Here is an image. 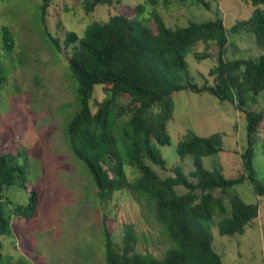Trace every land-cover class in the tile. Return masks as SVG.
<instances>
[{
  "label": "trees",
  "instance_id": "obj_1",
  "mask_svg": "<svg viewBox=\"0 0 264 264\" xmlns=\"http://www.w3.org/2000/svg\"><path fill=\"white\" fill-rule=\"evenodd\" d=\"M162 1L166 6L168 0ZM180 1L209 5L208 0ZM242 1L253 9L230 29L252 32L261 51L257 57L225 58L228 33L220 15L176 27L166 25L154 9L143 16L145 5L154 7L159 0H142L132 15L118 12L103 21L91 20L82 35L67 31L62 43L44 28L43 35L54 51L63 48L70 77L76 83L79 107L67 124L66 138L73 156L92 175L98 203L105 204L114 192L126 189L170 242L156 256L137 250L132 224H124L120 245L104 226L105 264H224L212 245V226L221 235L242 234L257 216L258 204L244 202L232 190L247 181L253 192L264 198V180L253 165L263 113L242 107L247 96L264 91V0ZM48 2L42 0L39 5L43 23ZM103 3L111 4L112 0H83L86 13ZM3 30V49H10L11 36L8 29ZM213 45L218 51L209 69L212 81L197 85L188 80L186 54L203 46L205 52L193 53L197 59L205 58ZM5 79L0 66V85ZM96 84L104 85L105 95L92 111L90 99ZM181 89L207 92L219 101L236 103L244 112L246 144L240 153L242 170L238 175L227 177L202 164L203 156L223 150L222 132L191 134L179 140L176 152L192 159V169L186 173L172 165L171 173H160L169 168L158 146L170 143L167 121L172 114V94ZM262 147L264 150V139ZM25 180V168L17 155L0 150V236L11 235L12 214L29 219L35 213L38 198L34 188L27 202L14 204L12 212L3 200L8 186L24 187ZM6 258L0 251V264H6ZM15 264L29 263L19 258Z\"/></svg>",
  "mask_w": 264,
  "mask_h": 264
},
{
  "label": "rangeland",
  "instance_id": "obj_2",
  "mask_svg": "<svg viewBox=\"0 0 264 264\" xmlns=\"http://www.w3.org/2000/svg\"><path fill=\"white\" fill-rule=\"evenodd\" d=\"M141 1L112 0L86 13L83 0H49L43 23L39 8L42 0H0V66L6 76L0 85V150L17 155L26 172L24 187L8 186L3 200L7 211L12 212L14 204L27 202L31 189L36 190L38 198L34 215L27 219L12 214L11 235L0 236L6 264H15L19 258L29 264H105L104 226L119 245L124 224H132L137 250L160 256L169 246L161 226L147 211H141L126 189L114 192L105 204L98 203L92 175L73 156L66 138L67 124L79 107L76 83L70 77L63 48L54 51L43 35L46 28L62 43L67 31L82 35L91 20L103 21L118 12L132 15ZM208 1L206 7L180 0H168L165 6L159 0L154 7L145 5L143 16L154 9L166 25L176 27L220 15L228 33L225 58L257 57L261 51L253 42L252 32L230 29L236 21L246 19L253 6L242 0ZM3 28L11 36L10 49H3ZM195 50L205 52L203 46L187 52L188 80L197 85L211 82L209 69L215 64L218 48L211 46L209 56L200 59L195 57ZM104 95V85L96 84L90 99L92 111ZM242 107L263 113L253 165L264 180V91L247 96ZM167 131L170 143L158 146L169 168L161 170L162 175L171 173L172 165L186 173L192 169V159L176 152L179 140L214 132L223 133V150L203 156V166L219 169L227 177L241 172L246 119L236 103L219 101L207 92L174 91ZM127 173L129 177L134 175L130 170ZM232 190L244 202L257 203L258 214L242 234L221 235L212 226L213 248L224 264H264V198L256 195L247 181Z\"/></svg>",
  "mask_w": 264,
  "mask_h": 264
}]
</instances>
